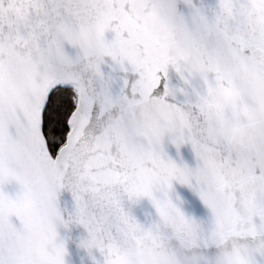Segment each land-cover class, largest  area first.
<instances>
[{"label": "snow or ice", "instance_id": "snow-or-ice-1", "mask_svg": "<svg viewBox=\"0 0 264 264\" xmlns=\"http://www.w3.org/2000/svg\"><path fill=\"white\" fill-rule=\"evenodd\" d=\"M74 229L79 264H264V0H0V264Z\"/></svg>", "mask_w": 264, "mask_h": 264}, {"label": "water", "instance_id": "water-1", "mask_svg": "<svg viewBox=\"0 0 264 264\" xmlns=\"http://www.w3.org/2000/svg\"><path fill=\"white\" fill-rule=\"evenodd\" d=\"M172 154L175 156V149L172 150ZM181 154L185 161L191 163L192 162V154L189 147H185L181 149ZM177 192H179L182 197L187 201L186 203V210L191 212L193 209L196 210V212L200 215L204 214V209L200 202L198 201V198L187 188L177 185ZM80 235V230L74 229L71 233V239L68 243V248L70 252L69 256V264H79V258L82 253L77 251L75 240Z\"/></svg>", "mask_w": 264, "mask_h": 264}]
</instances>
